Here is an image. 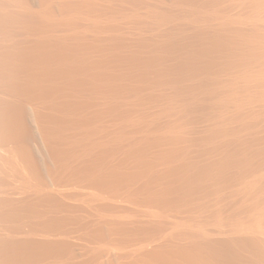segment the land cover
Segmentation results:
<instances>
[{
	"label": "bare ground",
	"instance_id": "6f19581e",
	"mask_svg": "<svg viewBox=\"0 0 264 264\" xmlns=\"http://www.w3.org/2000/svg\"><path fill=\"white\" fill-rule=\"evenodd\" d=\"M31 1L0 0V264H264V0Z\"/></svg>",
	"mask_w": 264,
	"mask_h": 264
},
{
	"label": "rangeland",
	"instance_id": "374dc122",
	"mask_svg": "<svg viewBox=\"0 0 264 264\" xmlns=\"http://www.w3.org/2000/svg\"><path fill=\"white\" fill-rule=\"evenodd\" d=\"M31 1V0H30ZM38 1H40V2H38ZM61 1H64V0H55V1H53L52 0V4H53V2H55L54 4H53V6H56L53 10L56 12L57 10H59V6H61ZM45 3V0H36V1H34V0H32L31 1V4L33 3L34 5V7L36 6V7H38L37 9H40V7H42L43 5H44V3ZM57 2V3H56ZM59 2V3H58ZM36 4V5H35ZM41 6H40V5ZM40 7H39V6ZM35 7V8H36ZM57 8V9H56ZM62 13H63V11H62ZM36 125V124H35ZM35 127V129L37 130V135H39L38 136V141H40L39 142V144L37 143V145L38 146H36V152H37V154H38V156H39V158L45 163V165L47 166V164L48 165H53V159H52V157H51V154H50V152L48 151V149H47V146H46V144H45V142H44V139H43V137H42V134H41V132L39 131V129L40 128H36L37 126H34ZM41 137V138H40ZM44 143H43V142ZM40 146V147H39ZM39 149V150H38ZM49 155V156H48ZM48 161V162H47ZM47 162V163H46ZM67 196V197H66ZM66 196H64L63 195V197H64V199H66V200H64L65 202H67L68 201V203L70 202H72L71 200H72V196H70V195H66ZM66 197V198H65ZM69 197H70V199H69ZM70 201H69V200ZM78 202H80L79 200H78ZM78 202H76L75 201V203H77V204H74V203H71V204H73V206L74 207H76V208H78L77 210H76V212H73L72 214H73V216H79V218H81V217H83V219L85 218L86 220H88L90 217H88L89 215L84 211L85 209L82 207L83 206V204L81 203V204H79ZM124 203V202H123ZM76 205V206H75ZM78 206V207H77ZM123 206V205H122ZM82 207V208H81ZM79 209H81V210H79ZM84 209V210H83ZM80 211V212H79ZM80 214H79V213ZM82 214V215H81ZM86 214V215H85ZM81 216V217H80ZM89 221V220H88ZM90 221H93L91 218H90ZM74 239H76L77 240V238L75 237ZM71 241V240H70ZM74 241L75 240H73V243H74ZM72 242V241H71ZM74 244H80L78 241H75V243ZM84 245H86V247H87V249H86V247L84 246ZM84 245L82 244L81 246H82V251L84 252V253H80V254H78L75 258H73V261L76 263V264H82L83 263V258H85V263H83V264H94V262H92V260L89 258L90 257V255H89V252H90V246H89V243H84ZM77 246V245H76ZM78 247V246H77ZM84 247V248H83ZM79 248V247H78ZM84 249H85V251H84ZM78 250V249H77ZM81 249H79L78 250V252L80 251ZM88 250V251H87ZM86 252H87V254H86ZM83 254H85L84 256H83ZM83 257V258H82ZM75 259H77V260H75ZM81 259V260H80ZM86 259H88L87 261H86ZM130 258H123L121 261H119L118 263H120V262H122L123 264H129L130 262H131V259L129 260ZM88 261L90 262V263H88ZM130 261V262H129ZM81 262V263H80ZM126 262V263H125ZM121 263V264H122Z\"/></svg>",
	"mask_w": 264,
	"mask_h": 264
}]
</instances>
